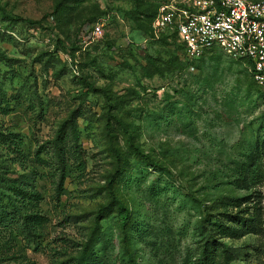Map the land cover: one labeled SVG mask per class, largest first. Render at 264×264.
<instances>
[{"label":"rangeland","instance_id":"obj_1","mask_svg":"<svg viewBox=\"0 0 264 264\" xmlns=\"http://www.w3.org/2000/svg\"><path fill=\"white\" fill-rule=\"evenodd\" d=\"M159 1L0 0V264H192L206 213L253 212L258 232L215 239L264 264V83L221 50L188 64L152 40L131 8ZM117 167L124 229L117 202L98 211Z\"/></svg>","mask_w":264,"mask_h":264},{"label":"built area","instance_id":"obj_2","mask_svg":"<svg viewBox=\"0 0 264 264\" xmlns=\"http://www.w3.org/2000/svg\"><path fill=\"white\" fill-rule=\"evenodd\" d=\"M150 28L151 39L175 34L185 60L212 47L247 58L254 80L264 83V0H160ZM101 33V24H93L91 34Z\"/></svg>","mask_w":264,"mask_h":264},{"label":"trees","instance_id":"obj_3","mask_svg":"<svg viewBox=\"0 0 264 264\" xmlns=\"http://www.w3.org/2000/svg\"><path fill=\"white\" fill-rule=\"evenodd\" d=\"M138 4L139 2H134L131 11L133 13V19L134 21H138L140 18V15L143 14L146 16V18L148 19V36H151V28H150V22L153 19V17L156 14L157 11V7L158 4L154 7V9L152 10V12H149L146 10L145 7L139 9L138 8ZM2 9V8H1ZM31 22H34V20H29ZM168 37H170V39L174 38L176 39V35L175 34H162L161 37L159 39H152V40H158V41H165V40H170ZM59 43L63 44V41L61 39H57ZM179 45V49H180V53L182 51V44L177 42ZM213 50H218L215 47L210 48L209 50L205 51L199 58L196 59H192V60H185L183 57V59L188 63L191 64L194 61L200 59L205 53L207 52H211ZM182 55V54H181ZM245 61V64L248 65L250 63V60L247 58L242 59ZM164 64H166L167 66H171L173 67L175 64V57L171 56L168 59H166L164 61ZM17 147V146H16ZM130 147L132 148V150L135 152V154L137 156H139L142 159L147 160L148 163L154 164L156 167L158 168H163L164 166H162L160 163L158 162H154L153 158L151 157V154L144 151L141 147L134 145L133 143H130ZM253 149H256V152H264V132L259 135H257V139L254 143V147ZM116 155H117V165L120 162V152L116 151ZM243 167H248L251 166L250 161L247 163H243L242 164ZM253 166V165H252ZM256 168L253 167L251 171H249L248 169H245L244 173L247 177H250L251 179H254L255 176H258V171L256 172ZM118 173V167L117 169H115V171L109 175L108 177V192L110 193V200L104 204L101 205L98 209L99 212H103V211H107L111 204L113 202H117L118 203V208H117V220H118V224L120 225V227L122 229L126 228L128 226L129 223V209L128 207L117 197V195L115 194L114 191V177L115 175ZM37 194V193H36ZM242 196L239 197H228L229 200L236 199V201H238V198H241ZM22 204L24 203V199L22 198ZM239 205V202L236 203V206ZM242 210V209H241ZM225 217H223L226 222L223 221L222 218H218L216 216H214L213 218H206V216H208L209 214L206 213L204 215V218L202 221L207 220L209 227H208V233L206 235H204V231L202 228H204V225L201 223L198 226V230H199V236H200V241L201 242V249L199 250V253L197 255V257L195 258V261L192 264H233L231 263L230 258V253L226 250V248L224 247L223 243L221 241H218L217 239H215V237H217V235L219 237L225 236V235H232L231 233L235 232L236 230H244L245 231H255L258 232L257 229V224L260 223V220L258 219V214L253 212L251 214H248V216H244V215H240V214H228V213H224ZM217 257H219V261H217ZM129 260H132L131 254H129ZM88 264H94L93 260L88 261Z\"/></svg>","mask_w":264,"mask_h":264}]
</instances>
